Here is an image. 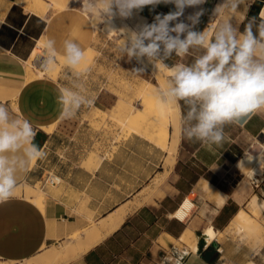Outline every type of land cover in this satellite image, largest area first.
Segmentation results:
<instances>
[{"label": "crops", "instance_id": "crops-1", "mask_svg": "<svg viewBox=\"0 0 264 264\" xmlns=\"http://www.w3.org/2000/svg\"><path fill=\"white\" fill-rule=\"evenodd\" d=\"M23 1L0 0V103L15 116L32 121L37 133L34 142L43 150L45 144L39 133L46 132L44 128L56 127L47 139L57 138V126L65 119L56 102V91L61 85L50 78L28 81L26 63H32L40 43L47 44L50 39L56 42V54L60 56H63L66 39L78 42L86 53L94 44V29L91 19L81 10L66 8L55 13L46 6L31 4L33 11L28 12ZM219 2L208 0L203 5L208 11L201 17L198 30L209 25L211 10ZM247 4L250 7L245 6L233 18L241 30L247 18L258 17L264 9V0H247ZM171 7L160 5L152 12L145 8L138 17L126 21L131 27L142 21L150 23L155 14L167 13ZM193 11L187 9L186 15ZM219 19L224 18L216 22ZM46 55L44 48L41 57ZM130 64L131 69L138 67L133 60ZM149 76L145 71L143 77ZM99 102L108 105L105 98ZM180 109L182 111L181 106ZM224 131L226 138L222 146H213L211 150L182 136L184 141L171 174L173 182L163 185V196L158 203L154 194L148 202L154 205H144L137 210L119 231L84 255L79 264H264V245L253 248V241L235 231L241 212L255 222L264 220V192L256 194L252 187L254 180L264 178V172L252 179L235 167L246 151L242 146L245 141L242 134L247 133L257 143H264V113L254 115L242 127L225 126ZM32 162L21 174L16 190L23 188L24 191L27 185H23L35 178L38 162L31 169ZM106 162L103 159L94 173L77 167L79 171L67 175H92V182L104 175L102 170ZM67 181L73 194L80 196L87 190V187L83 190L81 185L74 184L71 177H67ZM46 194L45 211L24 193L13 194L8 202L0 204L1 262L22 263L38 256L45 247L64 239L68 231L78 226L67 213V187L62 196L50 191ZM255 196L260 206L258 217L252 214L249 206ZM189 198L193 209L188 217L183 221L175 218L173 215ZM220 199L224 201L219 203ZM187 230L199 238L195 254L182 243Z\"/></svg>", "mask_w": 264, "mask_h": 264}, {"label": "clouds", "instance_id": "clouds-1", "mask_svg": "<svg viewBox=\"0 0 264 264\" xmlns=\"http://www.w3.org/2000/svg\"><path fill=\"white\" fill-rule=\"evenodd\" d=\"M208 0H81V9L91 17L90 25H105V35L119 33L116 48L118 61L134 59L138 67L130 76L142 77L148 66L158 71L169 70L163 87L155 90L163 105L181 106L182 136L199 142L210 150L225 141V126H243L254 115L264 113V9L259 16L246 19L241 27L233 18L241 12L247 0H220L211 10L210 24L198 30L201 17L208 11ZM169 6L167 13H157L152 21H142L134 27L115 28L113 21L138 17L145 8L150 12ZM187 9H193L186 15ZM218 18L219 22H216ZM47 55L42 67L48 69L56 57V42L46 44ZM192 50H201L190 64L167 63L173 56L184 58ZM62 55L67 69L76 78L86 71H76L85 59V50L72 39L63 41ZM60 115L74 118L83 108H91L95 98L78 90V86H60L56 91ZM36 129L28 118L15 116L0 103V204L8 202L33 160L45 153L35 141ZM247 160L253 157L245 153ZM243 165V161L238 167Z\"/></svg>", "mask_w": 264, "mask_h": 264}, {"label": "rangeland", "instance_id": "rangeland-1", "mask_svg": "<svg viewBox=\"0 0 264 264\" xmlns=\"http://www.w3.org/2000/svg\"><path fill=\"white\" fill-rule=\"evenodd\" d=\"M26 1L29 5L35 4L36 7L46 6L51 11V0ZM81 6L79 2L68 9L83 11ZM84 13L91 19L88 13ZM103 26L104 24L101 23L99 30L93 31L94 44L91 50L94 51V59L91 65L83 70L86 71V75L76 78L73 70L62 67L55 78L61 86L73 88L78 86L79 91L93 96L94 105L91 108L81 109L72 119L65 118L57 126L59 131L57 138L48 141L49 133L43 131L39 133L43 136L45 147L42 151L45 156L37 160L35 178L23 185L41 191L44 194V200L47 197L46 191L56 192L57 195L62 196L67 187V213L71 216V220L78 222V226H75L73 231H68L64 239L45 248L64 244L71 235L97 224L121 204L139 199L147 192H153L156 198L154 200L158 203L163 196V185L173 182L171 174L175 170L173 168L169 170L164 166L166 153L154 142L135 132L128 121L136 115L138 120L145 115L150 116L151 119L160 115L158 108L161 103H158L154 93L163 85L159 81L157 72L153 75V70L149 66L146 70L149 77L130 76L128 71L131 70L130 66L133 63L130 64L131 62L129 63L126 59L118 61L116 48L121 42L120 37L105 35V31L102 32ZM200 54L201 50H192L190 55L184 58L173 56L167 63L190 64ZM37 60L43 64L44 57H39ZM133 62L134 65H138L134 59ZM37 68L44 69L40 66ZM101 98H105L108 105L100 104ZM246 134H242L244 137L242 140H245L242 143L245 153L251 149V152L255 153L253 155H257L261 147L258 143L256 144V139ZM253 146L256 147L251 148ZM245 153L240 158H244ZM103 159L107 161L102 170L104 175H100L98 180L91 182L92 175H67L70 172L79 171L77 167H83L94 173ZM167 171L169 174L166 176ZM164 176L167 177H165L166 180H162ZM67 177H71L72 182L77 186L81 185L83 190L87 187V190L80 196L73 194L68 186ZM54 178H61L64 183L57 185ZM252 184L256 194H260L262 190L264 192V178L254 180ZM25 189L26 187L23 191L22 188L23 193ZM146 205L154 204L150 202ZM80 261L81 258L70 264H79ZM23 263L25 262L5 263L0 260V264Z\"/></svg>", "mask_w": 264, "mask_h": 264}, {"label": "bare ground", "instance_id": "bare-ground-1", "mask_svg": "<svg viewBox=\"0 0 264 264\" xmlns=\"http://www.w3.org/2000/svg\"><path fill=\"white\" fill-rule=\"evenodd\" d=\"M79 2L81 1L51 0L50 9L51 12L53 11L56 13L57 11L66 8L68 9L73 4L75 5ZM23 7L28 12L33 11L29 5V2L26 0L23 1ZM100 24L97 25L98 29ZM113 26L117 29L125 26L131 27L126 20H121L119 18L113 21ZM102 28H103L102 30L103 32L105 29V25ZM107 35L109 37H118L119 33L111 32L108 33ZM44 48H46V43L41 42L35 51L36 58L33 61L41 57ZM93 59H94V51L90 49L85 53V59L81 63V65L76 69V71H83L87 69L88 66H90L91 63L93 62ZM33 61L32 63L31 62L26 63V73H27L28 81H32L37 78H50L55 80L61 68L66 67L65 58L58 54H56L55 62L48 69L37 68V66L34 65ZM40 67L42 66L40 65ZM149 67L152 69L151 66ZM152 70L154 71V69ZM157 75L159 81L164 86L166 77L169 75V70L164 68L163 66H159ZM158 110L160 112V115L158 114V116L154 119H151L150 116L148 117L146 115L144 116V118H140L139 120L137 118L138 115H136L134 118H130L128 120L129 126L135 132L142 135L145 139L154 142L156 146H158L162 151L166 153L167 156L164 166L167 169L169 168V170H171L174 167L175 162L177 160L179 148L184 141L181 135V125H180L181 109L180 106L161 104ZM53 129L54 127L44 128V131H46L47 133H52ZM258 146L261 147V151L258 152L257 155H253L252 153L247 152L253 157L251 160H247L246 157H244L240 159L235 165L237 169L245 172L246 175L252 179L262 176L264 172V143L258 142ZM241 161H243V165L241 167H238V164ZM36 162L37 159L33 160L31 169L35 168ZM168 174L169 171H167L165 175L167 176ZM166 176L162 177V180L164 179L166 180L167 178ZM53 180L57 185H62L64 183L60 178H54ZM14 194L22 195L23 194L22 188H18L14 192ZM24 195L27 199L32 200L43 211H45L46 209L44 204L45 197L41 191L26 186ZM153 195L154 193L150 191L142 195V197L139 199H136L134 201H129L128 203L124 204L118 209L110 212L107 216H105L100 221H98L97 224L86 228L80 233L71 235V238H69L68 241H66L64 244L53 248H45V250L41 255L31 258L25 261V263L23 264H70L71 262L82 258L88 252L92 251L94 248L102 244L109 237H111L113 234L119 231L121 227L124 225V223L127 221V219L137 210H139L141 207L146 205L149 202V200L153 197ZM223 201L224 199H220L219 203H222ZM249 206L252 214L255 217H258L260 212V206H259L258 198L256 196L253 197V199L250 201ZM192 209H193V203L192 200H190L189 198L181 205L180 209L173 216L183 221L188 217ZM238 221L239 222H237L238 225L236 226L235 231H237L239 234H244L245 238L249 239L250 241H253L254 242L253 248L261 247L264 245V222H255L243 212L239 214ZM198 239L199 238L196 237L193 231L187 230L182 237V243L186 245L192 251V253L195 254L198 251Z\"/></svg>", "mask_w": 264, "mask_h": 264}, {"label": "built area", "instance_id": "built-area-1", "mask_svg": "<svg viewBox=\"0 0 264 264\" xmlns=\"http://www.w3.org/2000/svg\"><path fill=\"white\" fill-rule=\"evenodd\" d=\"M34 62V65L35 66H42V63L41 62H39V60H35V61H33Z\"/></svg>", "mask_w": 264, "mask_h": 264}]
</instances>
